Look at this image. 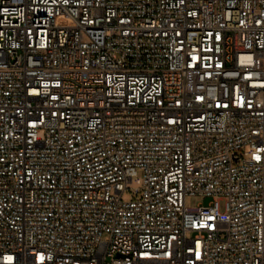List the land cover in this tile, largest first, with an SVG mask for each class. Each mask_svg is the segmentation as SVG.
<instances>
[{
	"label": "built area",
	"instance_id": "obj_1",
	"mask_svg": "<svg viewBox=\"0 0 264 264\" xmlns=\"http://www.w3.org/2000/svg\"><path fill=\"white\" fill-rule=\"evenodd\" d=\"M0 264H264V0H0Z\"/></svg>",
	"mask_w": 264,
	"mask_h": 264
},
{
	"label": "rangeland",
	"instance_id": "obj_2",
	"mask_svg": "<svg viewBox=\"0 0 264 264\" xmlns=\"http://www.w3.org/2000/svg\"><path fill=\"white\" fill-rule=\"evenodd\" d=\"M124 199H129V193H125L123 196ZM212 198L211 197H202L200 195L197 196H193V197H189L186 200V203L189 207L191 206H198V205H209L212 202ZM221 209L224 210V204L223 202L221 203Z\"/></svg>",
	"mask_w": 264,
	"mask_h": 264
}]
</instances>
